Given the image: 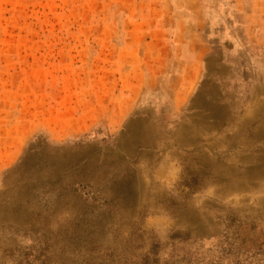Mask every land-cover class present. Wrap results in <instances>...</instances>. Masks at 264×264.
<instances>
[{"label": "rangeland", "instance_id": "obj_1", "mask_svg": "<svg viewBox=\"0 0 264 264\" xmlns=\"http://www.w3.org/2000/svg\"><path fill=\"white\" fill-rule=\"evenodd\" d=\"M234 13L0 0V264H264V117L219 148L167 125L174 34Z\"/></svg>", "mask_w": 264, "mask_h": 264}, {"label": "crops", "instance_id": "obj_2", "mask_svg": "<svg viewBox=\"0 0 264 264\" xmlns=\"http://www.w3.org/2000/svg\"><path fill=\"white\" fill-rule=\"evenodd\" d=\"M233 8V23L214 46L202 26L188 25L171 40L169 66L182 68L162 82L173 93L167 125L174 147H231L235 138L223 132L264 117V0H233Z\"/></svg>", "mask_w": 264, "mask_h": 264}, {"label": "bare ground", "instance_id": "obj_3", "mask_svg": "<svg viewBox=\"0 0 264 264\" xmlns=\"http://www.w3.org/2000/svg\"><path fill=\"white\" fill-rule=\"evenodd\" d=\"M131 138V137H130ZM130 140V139H129ZM132 143V142H131ZM148 143V142H147ZM148 145V144H147Z\"/></svg>", "mask_w": 264, "mask_h": 264}]
</instances>
